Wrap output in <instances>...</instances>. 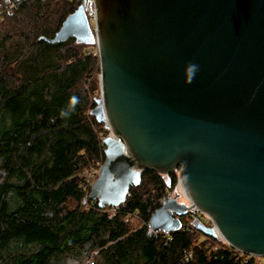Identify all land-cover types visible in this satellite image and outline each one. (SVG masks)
Masks as SVG:
<instances>
[{"label": "water", "instance_id": "95a60500", "mask_svg": "<svg viewBox=\"0 0 264 264\" xmlns=\"http://www.w3.org/2000/svg\"><path fill=\"white\" fill-rule=\"evenodd\" d=\"M85 3L39 37L96 46L90 113L107 133L85 200L118 206L142 170L179 168L148 228L179 229L189 198L226 243L264 256V0H92L91 24Z\"/></svg>", "mask_w": 264, "mask_h": 264}, {"label": "trees", "instance_id": "16d2710c", "mask_svg": "<svg viewBox=\"0 0 264 264\" xmlns=\"http://www.w3.org/2000/svg\"><path fill=\"white\" fill-rule=\"evenodd\" d=\"M78 4L23 0L0 22V264H80L92 251V264H251L187 231L189 213L177 230L148 228L178 168L142 170L112 216L84 200L82 171L104 158L103 123L90 113L98 58L73 37L39 39Z\"/></svg>", "mask_w": 264, "mask_h": 264}, {"label": "built area", "instance_id": "2783aa9c", "mask_svg": "<svg viewBox=\"0 0 264 264\" xmlns=\"http://www.w3.org/2000/svg\"><path fill=\"white\" fill-rule=\"evenodd\" d=\"M22 1L23 0H0V18L3 17V16L11 15L12 12H13V10L16 8V6L19 5ZM75 1H78L79 4H80V2L82 0H75ZM88 4H92V0H86L85 5H88ZM101 139H102V137H101ZM101 139H100V142H101ZM102 161L103 160L100 159L94 165H92L90 168H86V169H84L82 171V175L85 178L84 179V184H83L84 200H85V198H86V196H87V194H88V192L90 190V186L92 184V181H94L96 179V177H97L98 169H99ZM177 184H179V168H178V180H177ZM186 199H187V203H185L184 205H187V207H188L187 213H189V215L191 217H196V218L199 215L198 216V219L200 221V218L202 217V214H205V213L199 211L194 206V204L191 202V200L189 198H186ZM116 207H118V206H114L113 207V206L106 205L104 210L107 212V214L109 216H112L114 214V212H115ZM141 223L144 224L145 222L143 220H141ZM147 225H148V223H147ZM205 225H208V226H212L213 227V230H214V234L213 235H206V234L201 233L200 231H198V229L196 228V226H186L185 229L187 231H191V232H194V231L195 232H199L200 233V236H201V239L203 241L212 242L215 248L219 247L221 243L225 244L226 246L232 248L237 253H239L240 256H242L244 258V262H247L249 258H253V262L251 264H264V261H263L264 260V256H259L258 257V258H260L259 261L257 263H255L254 262V258L256 257L255 255L242 252V251H240V250L232 247L228 243H226V241L219 234V232L215 228L214 224L209 219V217H207V215H206ZM157 231H159V230H157ZM211 237L214 238V240H215L214 242L211 240ZM218 237H221V239L218 238ZM188 256H189V254L187 253L185 255V257H188ZM84 262H86V264H92L93 263V259L91 257H88V258H86V260Z\"/></svg>", "mask_w": 264, "mask_h": 264}, {"label": "rangeland", "instance_id": "374dc122", "mask_svg": "<svg viewBox=\"0 0 264 264\" xmlns=\"http://www.w3.org/2000/svg\"><path fill=\"white\" fill-rule=\"evenodd\" d=\"M85 12H86V15H87V17H88V20L90 21V24L93 23V20L90 19V18H91V15H92V4L85 5ZM11 15H12V14H11ZM9 16H10V15H8V17H9ZM5 18H7V16H3V17H1V18H0V22H1L3 19H5ZM95 48H96V46H95L94 43H92V44L88 47L89 51L92 52V54L97 55V50H96ZM91 78H92V79H93V78L96 79V82H97V92H95L94 94L91 95V97L95 99L96 97H99L98 70H97L96 68L92 71ZM93 102H94V101H93ZM94 104H95V103H93L92 107L94 106ZM92 107H91V108H92ZM91 108H90V109H91ZM104 129H107V125L103 123V124L101 125V131H100V133H99V135H98L99 140L101 139V137L104 136V135H103V131H102V130H104ZM178 185H179V184H177L176 186H174L171 190L167 191V197H171V196L174 194V192H175V191L177 190V188H178ZM179 202L185 204V203H187V199H186V198H182ZM184 215L186 216L187 213L184 214ZM135 216H137V215H135ZM138 219H139V218H138ZM138 219H133V218H132V219H130V220H131V222L133 223L134 226L142 225L141 220H140V219L138 220ZM188 220H189L190 223H195L196 221H199V219L196 218V217H190ZM205 220H206V215H205V214H202V217L200 218V221H201L202 223L205 224ZM218 238L221 239V237H218ZM220 239H219V240H220ZM86 257H87V258H88V257H91V258L94 260V251L90 252V254L87 255ZM86 257H84V258L82 259V261H80V264H86V262H84ZM256 257H257V258H256ZM256 257L254 258V262H255V263H257V262L259 261V259H260V258H258L259 256H256ZM263 261H264V260H263Z\"/></svg>", "mask_w": 264, "mask_h": 264}]
</instances>
